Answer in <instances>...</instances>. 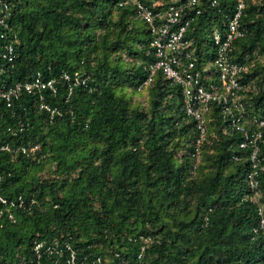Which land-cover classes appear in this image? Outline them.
Wrapping results in <instances>:
<instances>
[{
    "label": "trees",
    "instance_id": "trees-1",
    "mask_svg": "<svg viewBox=\"0 0 264 264\" xmlns=\"http://www.w3.org/2000/svg\"><path fill=\"white\" fill-rule=\"evenodd\" d=\"M7 1L0 83L39 74L54 78L57 91L22 93L10 106L0 100V141L35 146L28 154L0 150V193L24 198L15 221L0 226V264H35L38 240L67 243L76 264L98 256L103 264H264V228L246 181L249 150L215 104L208 138L196 147L180 87L160 72L146 82L155 58L135 0ZM139 1L157 11L170 2ZM214 1L199 0L200 14L184 16L192 18L185 38L203 76L215 55L212 30L223 28L236 3ZM239 23L244 34L230 60L244 67L246 113L264 119V0H245ZM5 42L11 62L2 58ZM63 72H78L86 86L69 92ZM39 95L57 109L52 122ZM260 188L264 203V174Z\"/></svg>",
    "mask_w": 264,
    "mask_h": 264
},
{
    "label": "built area",
    "instance_id": "built-area-1",
    "mask_svg": "<svg viewBox=\"0 0 264 264\" xmlns=\"http://www.w3.org/2000/svg\"><path fill=\"white\" fill-rule=\"evenodd\" d=\"M233 13L224 21L223 28H214L211 33V41L214 46V59L211 61V67L203 65V76L197 69L193 59L192 50L189 48L190 42L185 38V32L189 26L190 18H184L186 10H194L195 14H200L197 8L199 0H170L169 4L162 10L157 11L147 7L141 1L135 0V6L138 16L147 24L151 41L152 54L154 61L149 64V82L157 72L178 85L183 97L184 110L186 115L195 121V127L198 132L195 146L199 147L201 143L208 138L207 114L210 112L211 104L219 106L221 114L229 125L240 133L242 139L239 147L249 150V170L246 174L248 187L253 192V197L258 202L257 214L259 216V228H264V203L259 200L263 195L260 188V176L264 174V119L255 115L247 114L241 100L244 86L240 82V77L244 67L239 63L230 60V51L233 42L242 37L244 29L240 26L245 0H235ZM215 1L213 0L212 4ZM10 15V6L7 0H0V24L7 28L6 18ZM1 34L0 37H3ZM2 58L11 62L14 58V49L10 42H5L2 46ZM60 78L67 81L70 85H85L86 78L79 75L78 72L69 74L63 72ZM141 85L139 86L140 89ZM48 88L52 93L57 91L56 80H42L41 76L32 81L14 82L12 84L0 83V100L10 106L18 99L22 93L30 94L34 90ZM39 109L49 113V120L52 122L53 115L57 112L56 108L49 106L44 101L43 95H39ZM22 128H19L21 130ZM11 134L15 132L8 128ZM35 149L19 145H10L9 142L0 141V150L11 153L28 154ZM0 175V183L2 180ZM24 205V198L21 195L13 197L5 196L0 193V226L4 219L15 221L14 210ZM33 251L36 255L35 264H43V257L61 255L64 250L69 251V255L59 262L57 258L49 264H76V253L66 243L58 246L57 240L50 242L38 240L33 244ZM144 247H141L139 257L142 258ZM92 264H103L101 257L92 260ZM142 264V263H141Z\"/></svg>",
    "mask_w": 264,
    "mask_h": 264
},
{
    "label": "rangeland",
    "instance_id": "rangeland-1",
    "mask_svg": "<svg viewBox=\"0 0 264 264\" xmlns=\"http://www.w3.org/2000/svg\"><path fill=\"white\" fill-rule=\"evenodd\" d=\"M138 24H141L140 20H137ZM142 25V24H141ZM212 62L207 64V67H211ZM137 97V96H136ZM135 99V98H134ZM137 99L145 101L147 99V96H145V93L140 94Z\"/></svg>",
    "mask_w": 264,
    "mask_h": 264
}]
</instances>
